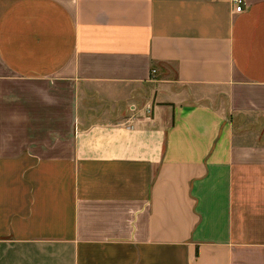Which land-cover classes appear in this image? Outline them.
I'll return each mask as SVG.
<instances>
[{"label": "crops", "instance_id": "0c3cea01", "mask_svg": "<svg viewBox=\"0 0 264 264\" xmlns=\"http://www.w3.org/2000/svg\"><path fill=\"white\" fill-rule=\"evenodd\" d=\"M0 264H264V0H0Z\"/></svg>", "mask_w": 264, "mask_h": 264}, {"label": "built area", "instance_id": "2783aa9c", "mask_svg": "<svg viewBox=\"0 0 264 264\" xmlns=\"http://www.w3.org/2000/svg\"><path fill=\"white\" fill-rule=\"evenodd\" d=\"M235 5H236V10L238 12H241L244 9V5L246 0H234Z\"/></svg>", "mask_w": 264, "mask_h": 264}, {"label": "rangeland", "instance_id": "374dc122", "mask_svg": "<svg viewBox=\"0 0 264 264\" xmlns=\"http://www.w3.org/2000/svg\"><path fill=\"white\" fill-rule=\"evenodd\" d=\"M216 102H217V100H216Z\"/></svg>", "mask_w": 264, "mask_h": 264}]
</instances>
